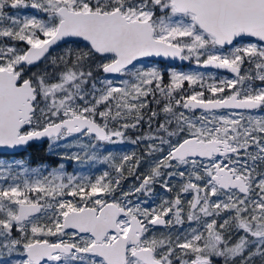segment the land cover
<instances>
[{
	"label": "snow or ice",
	"instance_id": "snow-or-ice-1",
	"mask_svg": "<svg viewBox=\"0 0 264 264\" xmlns=\"http://www.w3.org/2000/svg\"><path fill=\"white\" fill-rule=\"evenodd\" d=\"M0 264H264V0H0Z\"/></svg>",
	"mask_w": 264,
	"mask_h": 264
},
{
	"label": "rangeland",
	"instance_id": "rangeland-1",
	"mask_svg": "<svg viewBox=\"0 0 264 264\" xmlns=\"http://www.w3.org/2000/svg\"><path fill=\"white\" fill-rule=\"evenodd\" d=\"M183 70H188V69H183ZM138 133H129L130 136H135L137 135ZM114 151H117V152H121V151H132V150H136V151H140V149L142 148V146H133L131 144H117V145H112L110 146ZM59 151H63V149H59ZM47 153L48 150H47ZM25 157V156H23ZM27 157V156H26ZM19 158V157H18ZM40 165H44L45 167H50L51 165L49 164H45V163H42V164H36V165H33V166H40ZM145 167L146 166H143L141 167V170L144 169L145 170ZM104 168L103 165H95V166H91V165H86V164H82V165H77L75 163H69L67 165V171L70 172V173H78L80 175H87V174H92V175H96L98 174V172L100 170H102ZM143 170V171H144ZM127 187V186H126ZM156 191L157 193H159L161 191V189L159 188V186H157L156 188ZM158 203V200L155 201Z\"/></svg>",
	"mask_w": 264,
	"mask_h": 264
},
{
	"label": "flooded vegetation",
	"instance_id": "flooded-vegetation-1",
	"mask_svg": "<svg viewBox=\"0 0 264 264\" xmlns=\"http://www.w3.org/2000/svg\"><path fill=\"white\" fill-rule=\"evenodd\" d=\"M174 63H175L177 66H181L183 69H188V70L209 71V72L215 71V70H212V69H196L194 65H190V64H188V63H184V64H182V65H181V62H174ZM218 74L221 75V76H228V75H230L229 73L224 72V71H220ZM46 143H47V142H44V145H45V149L47 150V148H46ZM37 146H39V145H37ZM41 147H43V146L41 145ZM25 154H27V152H26V153H23V156H25L24 158L28 159V158L26 157ZM3 158H4V159H12V157H10V156H4ZM17 158H18V157H17ZM53 159H54V158H53ZM51 161H52V159H50V160H43L42 162H35V163H33L32 161H29V162H30L32 165L42 164V163H45V164H49V165H51ZM143 170H144V169H142L141 171H143ZM128 183H131V179L128 181ZM125 186H127V184H126Z\"/></svg>",
	"mask_w": 264,
	"mask_h": 264
},
{
	"label": "trees",
	"instance_id": "trees-1",
	"mask_svg": "<svg viewBox=\"0 0 264 264\" xmlns=\"http://www.w3.org/2000/svg\"><path fill=\"white\" fill-rule=\"evenodd\" d=\"M23 155V154H22ZM29 161L35 162H42L43 160H50L54 157L50 156L45 149V146L41 147V145L36 146L35 148H30L25 154Z\"/></svg>",
	"mask_w": 264,
	"mask_h": 264
},
{
	"label": "water",
	"instance_id": "water-1",
	"mask_svg": "<svg viewBox=\"0 0 264 264\" xmlns=\"http://www.w3.org/2000/svg\"><path fill=\"white\" fill-rule=\"evenodd\" d=\"M176 62H179V61H176ZM184 63H187V62H184ZM184 63H183V64H184Z\"/></svg>",
	"mask_w": 264,
	"mask_h": 264
}]
</instances>
